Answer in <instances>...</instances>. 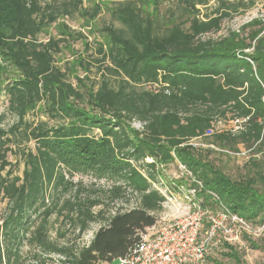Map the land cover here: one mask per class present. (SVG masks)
<instances>
[{
    "label": "trees",
    "instance_id": "trees-1",
    "mask_svg": "<svg viewBox=\"0 0 264 264\" xmlns=\"http://www.w3.org/2000/svg\"><path fill=\"white\" fill-rule=\"evenodd\" d=\"M6 1L11 7L0 20V55L18 77L2 88L14 122L0 126V203L6 202L0 264H16L23 243L60 256L62 264H115L157 221L165 198L154 185L177 162L202 184L204 205L214 208L210 191L249 224L264 223V174L233 180L210 158L211 150L193 144L218 123L248 118L236 132L217 130L209 145L236 153L240 145H264V22L253 19L216 40H201L252 1L216 0L210 15L200 16L195 7L207 0H179L186 18L162 33L134 1L115 5L110 13L120 27H103L92 48L94 63L106 73L96 88L74 86L56 66L62 39L37 40L44 26L79 11L81 0L64 2L62 12L43 9L38 0H0ZM100 11L95 7L89 18ZM29 114L35 119L26 120ZM15 148L21 177L8 160ZM249 163L257 168L256 159ZM75 176L90 177L91 193L103 195L85 196ZM116 202L114 214L115 207L94 212ZM52 216L62 224L54 239ZM93 224L99 228L87 246L66 239L71 231L82 237ZM249 247L264 250L251 241ZM228 248L226 256L239 264Z\"/></svg>",
    "mask_w": 264,
    "mask_h": 264
},
{
    "label": "rangeland",
    "instance_id": "rangeland-1",
    "mask_svg": "<svg viewBox=\"0 0 264 264\" xmlns=\"http://www.w3.org/2000/svg\"><path fill=\"white\" fill-rule=\"evenodd\" d=\"M68 0H38L41 8L50 6V8L62 12L64 7V2ZM127 0H81V5L79 11L72 13L69 16L60 15L57 20L50 24L49 26H44L41 33L37 36L38 42H47L49 38L54 40L62 39L63 42L60 45V53L55 55V64L58 68L64 71L70 83L74 86L82 83L85 87L96 88V83H98L103 76L106 74L102 69L98 70V65L94 63L95 55H92V48L95 44L101 42L100 32L105 26L120 27V24L111 17V8L115 5L122 4ZM138 6L143 9L144 15H153L156 18V26L159 33L164 31V27L170 23L176 21L180 23L184 21L186 15L181 11L179 0H132ZM232 2L242 1L244 4H249L253 2V6L241 12L229 19L222 21L221 28L216 33L206 34L201 37V40L212 39L216 40L228 34L230 31L238 30L243 24L250 22L253 19H258L264 22V0H228ZM206 6L197 5L196 10L200 11V16L210 15L211 11L217 6L216 0H207ZM11 1L0 2V20L7 17L8 11L11 7ZM98 7L101 11L91 20L89 15L92 13L93 9ZM87 65L89 67H87ZM18 77L16 71L1 60L0 55V114H4V119L1 123V127L8 129L14 122V119L8 112L7 108V98L2 92V88L6 86L10 81L15 80ZM81 85V86H82ZM35 119L34 115H27L26 120L31 121ZM41 120H46L44 117L40 116ZM49 126L55 125L52 120L48 121ZM135 129H141L138 122L132 125ZM228 128V124H218L217 130H224ZM211 138L204 140V144H210ZM194 146L197 142H193ZM25 145H21L20 148H24ZM31 146V145H27ZM210 147H202L205 150H211V159L216 161V164L221 168V170L233 180L243 179L245 177H255L256 173L264 174V145L262 147L253 146L250 149L244 148L241 145L238 146V153H245L244 156L235 155L236 152L222 150L213 145ZM20 148H15L16 155H8L9 162L14 165L15 174L20 176L24 169L23 162L20 158ZM256 159L257 168L250 165L251 159ZM163 183L166 185H171L175 191L172 193L178 200L180 206L185 205L183 200H181L180 195L176 194L175 185L179 183L180 178L178 175V169L175 165H169L163 169ZM74 182H81L82 186L85 188V196H101V189H97L98 193L92 192V184H90V177L86 176L83 178L76 177ZM104 183V182H102ZM186 183V182H185ZM94 187V186H93ZM98 187V186H96ZM101 186H99L100 188ZM94 189H96L94 187ZM135 197L129 198L132 202ZM118 202L108 204H102L94 209L97 212L101 208H107L109 211L112 207H115ZM6 209V202L0 203V222L1 218L4 216ZM174 213V208H172L168 203H164L162 210L156 213L157 220L169 219L170 215ZM50 237L54 239L55 229L58 231L62 230V224L60 221H56L55 217L50 218ZM98 226L95 224L91 225L84 235L77 236L76 232H70L66 239L72 243H76L78 247L86 243L88 238L87 234H90L94 228ZM253 227V225H252ZM254 228V227H253ZM256 228V227H255ZM237 241H232L228 243L225 239L229 238L228 235L218 234L216 238L212 241L208 255L206 256L202 264H236L234 260L226 256L229 253V248L231 247L233 252L237 253L239 264H264V250L258 249L254 250L249 247V241L264 247V239L260 236H254L252 234L248 235L244 232H237ZM81 237V238H80ZM63 242H65L63 240ZM225 244L227 246H225ZM20 257L16 264H38L45 260L44 264H62V258L56 254H50L46 256L39 253L37 249L23 243L20 247ZM38 255L39 258L35 259L34 256Z\"/></svg>",
    "mask_w": 264,
    "mask_h": 264
},
{
    "label": "built area",
    "instance_id": "built-area-1",
    "mask_svg": "<svg viewBox=\"0 0 264 264\" xmlns=\"http://www.w3.org/2000/svg\"><path fill=\"white\" fill-rule=\"evenodd\" d=\"M247 119L231 121L228 129L232 132L240 130ZM216 131L217 126L211 127L202 138H209ZM202 138H198L195 146L212 148L202 143ZM235 155L244 156L245 153ZM175 166L180 180L184 181L175 185L176 194L180 195L185 205H179L172 193L175 191L174 188L164 184L160 179L159 185L154 187L164 196V203L174 208V213L169 219L157 220L153 226L141 232L138 242L125 257L117 259L115 264H202L209 253L212 241L218 234L228 235L229 238L225 239L228 243L237 241V232L264 238V223L253 228L251 224L233 214L215 193L206 191L214 208L204 205L198 196L203 190L202 184L185 166L178 162ZM119 205L115 206L112 214ZM97 226L87 234L89 239L82 246L90 243L99 228V225Z\"/></svg>",
    "mask_w": 264,
    "mask_h": 264
}]
</instances>
